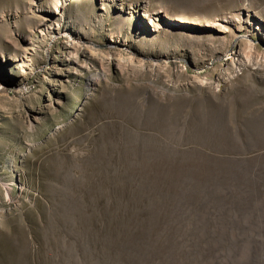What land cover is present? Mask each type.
I'll return each instance as SVG.
<instances>
[{
    "label": "rangeland",
    "instance_id": "374dc122",
    "mask_svg": "<svg viewBox=\"0 0 264 264\" xmlns=\"http://www.w3.org/2000/svg\"><path fill=\"white\" fill-rule=\"evenodd\" d=\"M263 227L264 0H0V264H264Z\"/></svg>",
    "mask_w": 264,
    "mask_h": 264
},
{
    "label": "bare ground",
    "instance_id": "6f19581e",
    "mask_svg": "<svg viewBox=\"0 0 264 264\" xmlns=\"http://www.w3.org/2000/svg\"><path fill=\"white\" fill-rule=\"evenodd\" d=\"M223 32H225V31H223ZM264 228V227H263ZM246 242V241H245ZM256 243V242H255ZM253 245H255L254 243H253ZM249 248V247H248ZM251 248H249L248 249V251L250 250ZM253 251H254V249L252 250V253H253ZM251 252V251H250ZM255 253H257V251L255 252ZM248 254V253H247ZM208 261V260H207ZM212 262V261H211ZM242 262V264H244V262L243 261H241ZM205 263H208V262H205ZM211 264V263H210Z\"/></svg>",
    "mask_w": 264,
    "mask_h": 264
}]
</instances>
